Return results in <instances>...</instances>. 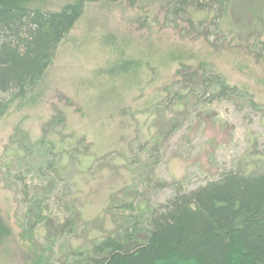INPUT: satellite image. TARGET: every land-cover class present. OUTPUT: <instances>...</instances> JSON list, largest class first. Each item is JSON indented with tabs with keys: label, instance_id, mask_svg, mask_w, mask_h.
Returning <instances> with one entry per match:
<instances>
[{
	"label": "rangeland",
	"instance_id": "1",
	"mask_svg": "<svg viewBox=\"0 0 264 264\" xmlns=\"http://www.w3.org/2000/svg\"><path fill=\"white\" fill-rule=\"evenodd\" d=\"M169 1L124 0L110 9L91 5L58 50L44 99L0 121V220L5 228L0 264H39L40 257L73 261V251L88 250L120 224H129L114 218L110 205L114 199L117 205L136 203L135 187L146 195L144 209L165 202L171 188L151 194L137 180L150 172V159L137 152L143 143L162 144L153 180L184 181L191 189L233 167L264 171V0H229L223 16L192 11L177 23L167 17ZM70 2L44 0V5L55 11ZM104 35L126 49L124 57L141 63L136 73L103 75L121 54L102 43ZM204 64L252 95L263 111L253 109L249 98L209 103L191 96L188 104L174 106L168 91L192 86L191 75L200 74ZM179 115L181 127L165 138ZM23 134L37 151L28 161L31 170L42 174L47 155L37 147L42 140L55 142L64 168L59 186L48 181L39 186L37 180L33 191L27 189L31 194L50 191L43 214L38 205L33 213L47 220L34 226L29 238L23 236L29 206L23 203L21 184L13 183L21 164H14L12 153ZM140 157L142 165L129 163Z\"/></svg>",
	"mask_w": 264,
	"mask_h": 264
},
{
	"label": "trees",
	"instance_id": "2",
	"mask_svg": "<svg viewBox=\"0 0 264 264\" xmlns=\"http://www.w3.org/2000/svg\"><path fill=\"white\" fill-rule=\"evenodd\" d=\"M123 1L73 0L54 11L46 8L44 0H0V121L12 110L35 107L44 99L58 50L68 41L91 5L110 9ZM129 1L135 3V0ZM228 4L229 0H170L167 17L173 23L192 11H215L220 17L226 13ZM104 36L102 43L117 48L121 54L102 71L103 75L118 78L136 73L141 63L124 57L126 49L117 45L111 35ZM262 45L264 57V42ZM200 72L191 75L192 86L184 87L183 92L168 91V99L174 101V106L188 104L191 96L205 97L209 103L249 98L253 109L263 111L252 95L229 84L212 67L204 64ZM181 118L179 115L177 121L169 125L165 138L181 127ZM15 141L18 148L12 153L14 164H21V167L16 170L13 183L21 184L23 203L29 206L26 212L28 227L23 234L29 238L34 226L47 220L44 215L35 218L33 213L38 205L43 214L41 206L46 205L50 191L31 194L27 189L33 191L37 180L39 186L47 181L59 186L64 182L59 171L63 172L64 168L59 165L55 142H39L37 147L44 148L47 155L41 164L42 174H37L28 164L36 156L34 144L27 141L25 134ZM162 150L158 142L143 143L138 148V156L150 159V172L137 180L142 179V187L151 194L171 188L172 195L163 203H150L147 209L142 207L146 195L141 193L139 186L134 188L136 203L117 205L113 198L116 203L110 205L113 217L129 224H120L117 231L97 239L88 250L73 251L70 256L73 261L70 259L64 264H264V171L247 173L233 167L191 189L184 181L169 183L152 179L163 158ZM143 162L142 157L129 160L138 165ZM70 221L67 218L66 227ZM1 231L5 228L0 220ZM39 264L61 263L40 257Z\"/></svg>",
	"mask_w": 264,
	"mask_h": 264
}]
</instances>
